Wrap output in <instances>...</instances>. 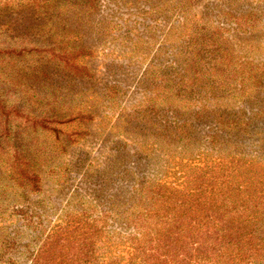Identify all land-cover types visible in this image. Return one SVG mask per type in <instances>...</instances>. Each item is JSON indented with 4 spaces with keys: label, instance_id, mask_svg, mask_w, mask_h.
<instances>
[{
    "label": "trees",
    "instance_id": "1",
    "mask_svg": "<svg viewBox=\"0 0 264 264\" xmlns=\"http://www.w3.org/2000/svg\"><path fill=\"white\" fill-rule=\"evenodd\" d=\"M191 1H170L182 40L173 45L169 65L148 71L150 94L139 113L129 114L138 121L139 139H132L138 145L136 170L153 174L125 179L134 190L121 212L113 210V195L99 212L64 210L31 264H264V58L256 57H264V32L258 33V14L229 10L224 21L242 34L238 53L224 36V23H203ZM32 4L39 18L50 0H0V165L26 194L41 185L33 168L41 154L30 150L37 144L34 135L51 132L64 144L58 125L88 116L58 113L47 100L52 91L42 90L48 88L47 55L72 67L77 52L88 50H59V43H45L46 33L35 28L13 35L3 18ZM235 104L240 108L230 110ZM125 152L123 169L133 174L126 164L132 155ZM9 186L0 184V191ZM16 205L23 221L32 222ZM118 246L125 251L114 250Z\"/></svg>",
    "mask_w": 264,
    "mask_h": 264
},
{
    "label": "rangeland",
    "instance_id": "2",
    "mask_svg": "<svg viewBox=\"0 0 264 264\" xmlns=\"http://www.w3.org/2000/svg\"><path fill=\"white\" fill-rule=\"evenodd\" d=\"M73 1L50 0L46 14L39 18H35L33 4L3 15L13 35L23 37L35 28L46 33L45 43H59V50L74 46L77 51L78 47L88 50L82 56L76 53L72 67L46 54L48 88L42 89L52 91L47 100L53 101L58 113L73 116L82 111L88 116L58 125L63 139L67 137L64 144L54 141L51 132L34 135L37 144L30 150L41 154L33 166L41 176L38 192L26 194L13 185L10 173L0 165V184L10 183L7 191H0V264H31L47 232L66 209L96 208L99 212L112 203L109 197L113 195V210L121 212L134 190L125 179H135L142 172L153 174V170H136L138 145L132 139H139V129L137 119L129 114L139 113L150 94L148 71L169 65L173 45L182 40L177 37L184 29L173 28L178 18L171 16V0H97L94 8L76 6ZM195 1H191L192 13L209 26L224 23V36L237 50L243 47L237 33L242 34L234 29V22L224 21L229 10L258 14V33L264 32V0ZM260 54L256 57L264 58ZM128 119L131 125L125 124ZM125 151L132 155L126 164L133 167V174L123 169ZM15 205L28 211L33 221H23ZM122 248L114 250L125 251Z\"/></svg>",
    "mask_w": 264,
    "mask_h": 264
}]
</instances>
